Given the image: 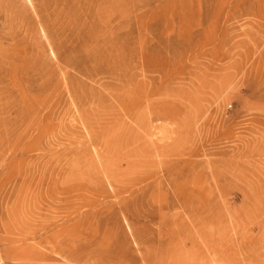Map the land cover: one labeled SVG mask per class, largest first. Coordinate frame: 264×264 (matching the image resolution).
I'll list each match as a JSON object with an SVG mask.
<instances>
[{
  "label": "rangeland",
  "instance_id": "obj_1",
  "mask_svg": "<svg viewBox=\"0 0 264 264\" xmlns=\"http://www.w3.org/2000/svg\"><path fill=\"white\" fill-rule=\"evenodd\" d=\"M118 65L144 89L132 117L102 87ZM71 85L104 99L94 130L131 147L93 146L74 107L46 120ZM164 169L195 193L188 264H264V0H0V264L136 261L161 214L187 235L188 213L153 199Z\"/></svg>",
  "mask_w": 264,
  "mask_h": 264
},
{
  "label": "bare ground",
  "instance_id": "obj_2",
  "mask_svg": "<svg viewBox=\"0 0 264 264\" xmlns=\"http://www.w3.org/2000/svg\"><path fill=\"white\" fill-rule=\"evenodd\" d=\"M144 51H141V54ZM149 54L146 58L147 62L143 64L142 71L144 73H148L151 70V60H149ZM146 61V59H145ZM155 65V68L160 69L163 68L161 65ZM80 73L86 75V77L93 78L94 76H98L99 74L103 73L94 69H83L80 71ZM113 75V78L118 82L116 86L109 85V84H102V87L105 88L106 91L109 92V96L112 99V101L117 104V106L121 107L126 115H129V117L133 116L134 108L138 106V96L141 98L143 96V87L136 82L132 74H129L127 69L122 68V66L118 65L117 68L113 70L111 73ZM77 88L68 86L67 93L69 102L66 104L62 97H58L54 104L49 108V110L45 114V118L47 121H53L57 117L58 109L63 104L62 107L65 109V106L67 105L66 114L70 115V109L71 107L76 108L77 115L75 116V120L88 132L89 135V142L95 146H103V144L108 148V139L111 138L112 135H114V139H112L116 142L117 138L115 137L116 129L114 127H103L102 131L96 132L94 130V124L100 122L102 119H108L110 120L109 112L107 111L106 107H104L103 98L99 96L100 94L94 93L91 89L83 88L82 86L78 85V91ZM138 95V96H136ZM171 107L177 108L174 104H171L169 102L162 103L160 107L163 108H169L167 110V113H159L156 117V120H168V112L171 113ZM149 107V106H148ZM64 116V118H65ZM173 121H175L176 113H173ZM177 119V118H176ZM95 121V122H93ZM100 128L102 126L99 124ZM143 130L145 129V126L142 125ZM44 129H41V132ZM126 129H124L125 131ZM147 132V130H144ZM126 132V131H125ZM123 136L119 137V141H121L122 138H124L128 133H122ZM226 134V133H225ZM227 137V134L226 136ZM103 139V140H102ZM132 138H124L123 145L125 148L131 147V145L135 141ZM176 141H179L176 139ZM145 146V145H144ZM137 149H133L128 153V157L132 156ZM142 150V148H141ZM138 152V151H137ZM192 155H196V150L191 152ZM96 155L99 158V161L101 162L104 160V156L102 153L98 151L96 152ZM242 157V156H241ZM128 166L131 165V162L127 161ZM179 164V160L175 161V165ZM225 165L228 166H235L236 168H242V166L238 163L236 160H225ZM178 168V167H177ZM164 177L161 179L158 183L152 184L149 186H153V190L157 191V194L153 195V199L156 200L158 197L167 198L166 202L168 204L169 210H172L176 207V205L179 206L180 209H183L188 213L189 221H190V229L187 233V235L183 234L182 232V219H179V224L177 225V229H174L168 225V223L165 221L164 218H162V214L159 220V239L154 243L156 245L155 250L153 248H149L147 250L141 251V256L139 257V260H131L128 257L122 256H104L100 255L98 256H90L89 260L93 261L96 264H188V261H192V255H186L182 258L181 256V250H179L178 245L184 244L185 246L187 243L191 244V248L196 247V231H197V213H196V205L194 203L195 193L193 189L186 190V186L182 184L180 181V177L176 172H173L171 169H164ZM161 177V176H160ZM264 178V173H262V176ZM262 179H259V182L257 181L256 187H259L257 192V196L260 195V188ZM166 238L165 240H163ZM145 243V241L143 242ZM142 243V244H143Z\"/></svg>",
  "mask_w": 264,
  "mask_h": 264
}]
</instances>
